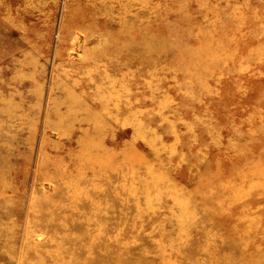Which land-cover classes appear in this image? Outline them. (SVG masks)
Masks as SVG:
<instances>
[{"label": "rangeland", "instance_id": "374dc122", "mask_svg": "<svg viewBox=\"0 0 264 264\" xmlns=\"http://www.w3.org/2000/svg\"><path fill=\"white\" fill-rule=\"evenodd\" d=\"M0 264H264V0H0Z\"/></svg>", "mask_w": 264, "mask_h": 264}]
</instances>
